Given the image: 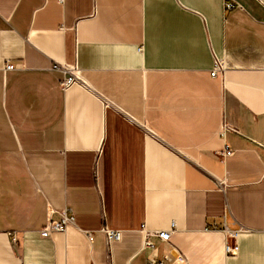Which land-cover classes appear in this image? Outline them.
<instances>
[{
    "label": "crops",
    "instance_id": "obj_1",
    "mask_svg": "<svg viewBox=\"0 0 264 264\" xmlns=\"http://www.w3.org/2000/svg\"><path fill=\"white\" fill-rule=\"evenodd\" d=\"M164 255L264 264V0H0V264Z\"/></svg>",
    "mask_w": 264,
    "mask_h": 264
},
{
    "label": "built area",
    "instance_id": "obj_2",
    "mask_svg": "<svg viewBox=\"0 0 264 264\" xmlns=\"http://www.w3.org/2000/svg\"><path fill=\"white\" fill-rule=\"evenodd\" d=\"M231 7V6H230ZM141 51V49H140ZM53 70L58 72L61 75L59 86L62 91L68 90L70 87L78 86L87 92H93L89 83L83 78L82 72L78 69L75 64H66V63H57L55 62L52 66ZM17 66L11 63H8L4 67V71H13L16 70ZM226 66L223 59L214 57L213 68L210 71V77L212 78H221L224 79ZM104 107H107L104 104ZM223 130H227L226 125L223 126ZM221 157H230L232 156V151L225 150L220 153ZM72 223V218H68L65 215L59 222H48L41 230L40 236L42 238H49L53 233H63L66 230V227ZM106 237L107 245L110 246L111 243L119 241L120 233L118 231H112L108 229L103 230ZM243 230L238 229L234 232H228L229 241L225 244L224 250L227 255L234 256L238 251V246L236 238L239 233ZM171 230H161L156 232H144V249H153V243L151 238H157L161 243L167 244L170 241ZM14 241V240H13ZM151 264H184L183 260L180 257L172 258L170 255H164L161 260H152Z\"/></svg>",
    "mask_w": 264,
    "mask_h": 264
}]
</instances>
